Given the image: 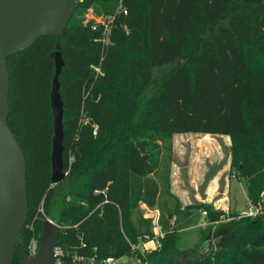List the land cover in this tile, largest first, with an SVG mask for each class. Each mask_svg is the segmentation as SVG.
Wrapping results in <instances>:
<instances>
[{"label":"trees","instance_id":"trees-1","mask_svg":"<svg viewBox=\"0 0 264 264\" xmlns=\"http://www.w3.org/2000/svg\"><path fill=\"white\" fill-rule=\"evenodd\" d=\"M120 1L80 0L60 41L68 174L57 185L50 98L56 38H39L7 61L9 125L27 163L25 248L33 238L40 242L52 217L61 227L56 247L67 262L139 257L133 246L154 238L151 220L140 212L145 204L159 208L163 234L151 264H264V0H122L127 14L117 13ZM87 11L115 16L109 32L88 21ZM175 63L149 96L156 70ZM175 134L229 137L230 168L259 209L254 218L227 224V243L196 246L187 257L178 233L196 224L198 211L209 222L224 212L176 203L170 182ZM20 251L18 245L13 264L21 263Z\"/></svg>","mask_w":264,"mask_h":264},{"label":"water","instance_id":"water-1","mask_svg":"<svg viewBox=\"0 0 264 264\" xmlns=\"http://www.w3.org/2000/svg\"><path fill=\"white\" fill-rule=\"evenodd\" d=\"M79 6L80 0H0V264H13L18 245L21 247L20 264H56L55 248L61 227L55 219L49 217L43 223L39 250L35 256L28 255L21 237L29 216L27 163L9 125L10 73L7 61L11 56L29 49L39 38H56V51L52 54L55 76L50 98L54 127L51 181L57 185L68 174L64 171L63 158L64 103L59 75L65 63L60 41Z\"/></svg>","mask_w":264,"mask_h":264},{"label":"rangeland","instance_id":"rangeland-1","mask_svg":"<svg viewBox=\"0 0 264 264\" xmlns=\"http://www.w3.org/2000/svg\"><path fill=\"white\" fill-rule=\"evenodd\" d=\"M89 12L87 11L85 15L87 20L91 16ZM176 64L156 70L154 83L147 93L149 96L153 94V86H158L162 77L166 76ZM95 128L97 131L96 125L94 130ZM171 143L173 149L170 160L171 192L179 207L204 203L212 205L216 211L224 212L219 216V220L209 222L208 217L202 211H198L195 215L196 224L178 233L181 234V249L187 250L184 253L187 257L191 255V250L196 246H202L204 250H208L227 243L232 237V229L227 224L234 218L236 220L246 216L254 218L259 213V209L256 211L257 208L249 202L246 184L239 180L230 168L232 142L229 137L175 134ZM163 155L162 151L161 156ZM174 203L175 200L170 198L171 208ZM57 211L58 208L55 207L52 211L53 216L57 215ZM140 212L144 218L151 220V231L154 238L150 240L144 237L135 244L139 252V255H136L139 257L124 256L117 260L114 259L111 264H151L148 260L149 254L158 248V241L163 237L156 224L160 211L157 206L149 207L142 204ZM204 231L207 232L205 240L203 239ZM194 253V255L199 254ZM87 260L95 262L94 257H89Z\"/></svg>","mask_w":264,"mask_h":264},{"label":"built area","instance_id":"built-area-1","mask_svg":"<svg viewBox=\"0 0 264 264\" xmlns=\"http://www.w3.org/2000/svg\"><path fill=\"white\" fill-rule=\"evenodd\" d=\"M89 13H91V12H89ZM117 13H119V14L120 13L127 14V9L123 6L122 0L120 1ZM114 19H115V16H105V15H103V16H100V17H95L91 13V16H89V20L88 21L94 20L98 24L103 25L104 30H106L107 33H108L109 30L111 29V24L114 21ZM95 28H96V26L94 27V29ZM88 122H89V120L86 121V123H88ZM96 134H97V131H96V128H95L94 135H96ZM203 213H204V215L207 214L206 212H203ZM156 224H157V226H159V229L161 231V227L159 225V216H157ZM39 244H40V242L36 238H33L31 240V242L28 244L27 249H26V251H27L29 256H31V257L35 256V254L39 250ZM133 248H135V246H133ZM55 253H56V264H67V263H69V262H67L66 260H64L62 258L63 252H62V250L59 247L55 248ZM71 262H84V263L93 264V261H88L85 257H78V256H73ZM112 262H114V259L109 258V259H107L104 262V264H111Z\"/></svg>","mask_w":264,"mask_h":264},{"label":"crops","instance_id":"crops-1","mask_svg":"<svg viewBox=\"0 0 264 264\" xmlns=\"http://www.w3.org/2000/svg\"><path fill=\"white\" fill-rule=\"evenodd\" d=\"M193 182H195V180H193ZM229 182H230V179H229ZM214 184H216V182H214ZM220 192H222V190ZM256 211H257V209H256Z\"/></svg>","mask_w":264,"mask_h":264}]
</instances>
